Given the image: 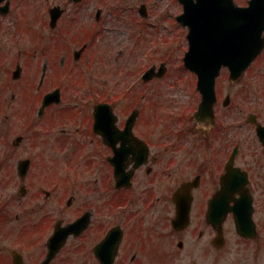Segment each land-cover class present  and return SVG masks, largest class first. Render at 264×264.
Masks as SVG:
<instances>
[{
	"label": "flooded vegetation",
	"instance_id": "obj_1",
	"mask_svg": "<svg viewBox=\"0 0 264 264\" xmlns=\"http://www.w3.org/2000/svg\"><path fill=\"white\" fill-rule=\"evenodd\" d=\"M150 2L0 0V264H213L222 252L227 264H264V69L246 71L206 133L195 104L165 99L147 87L156 82L93 80L74 65L82 57L64 64L68 31L89 40L112 9L130 21ZM223 176L225 234L251 208L257 239L213 245L207 215ZM190 198V223L176 226Z\"/></svg>",
	"mask_w": 264,
	"mask_h": 264
},
{
	"label": "rangeland",
	"instance_id": "obj_2",
	"mask_svg": "<svg viewBox=\"0 0 264 264\" xmlns=\"http://www.w3.org/2000/svg\"><path fill=\"white\" fill-rule=\"evenodd\" d=\"M64 1V0H57ZM152 7L149 11V16L144 18L140 15L137 9L129 10L132 19L128 21L124 17L122 20L115 18L114 13H119L116 9H112L109 15V21L100 26L99 36H94L87 40L91 47L89 48L90 59L84 63L75 64L78 66L76 69H97L95 74L91 70V76L97 75L93 80H103L104 77L108 81L114 82H134L137 81L139 76L148 69L152 64H159L165 61L168 65L169 73L156 82L161 85H148L152 88H158V92H163L165 99L171 100L173 103L187 106L198 102V95L195 89L197 76L183 67V55L185 50L188 49V40L186 34L187 27H182L176 21V15L182 12V5L177 0H150ZM239 4H245L247 0H236ZM124 13V11L122 12ZM121 15V14H120ZM129 17V16H128ZM74 29V28H73ZM71 40L64 41V50L71 51L79 47L82 41L77 39V36L69 32ZM64 53V64L72 62L73 55ZM97 55L100 56L98 60ZM70 57V59H68ZM98 69H102L99 71ZM121 69V71L119 70ZM252 69H264V63L258 62ZM229 72L224 69L218 78V90L222 98L225 97L227 92H232V97L237 101L236 95L239 85H230ZM247 81L254 82L251 76ZM261 79H258V84ZM162 88L163 90H159ZM175 103V104H176ZM260 101H256V108L261 107ZM264 105V101H262ZM221 104V103H220ZM250 106V103H247ZM255 110L252 108L250 111ZM248 111V113L250 112ZM246 112V111H245ZM220 112L219 121L221 120ZM253 136V133H251ZM250 140V145H255L254 137L252 140L246 136L244 144ZM2 177H6V172ZM8 192H11L12 185L8 186ZM227 236L230 243H238L240 240L237 238L233 226L227 227ZM188 246V245H187ZM188 247H192L189 244ZM223 253V252H222ZM222 253L214 254L212 257L213 264H227L228 256L225 257ZM231 257V256H230ZM202 262V260L200 261Z\"/></svg>",
	"mask_w": 264,
	"mask_h": 264
},
{
	"label": "water",
	"instance_id": "obj_3",
	"mask_svg": "<svg viewBox=\"0 0 264 264\" xmlns=\"http://www.w3.org/2000/svg\"><path fill=\"white\" fill-rule=\"evenodd\" d=\"M182 1L185 12L179 20L190 28V49L184 60L186 66L198 74V88L203 94L195 117L213 122L216 78L222 67H229L231 81H237L264 48V0H249L246 7H237L233 0H199L194 5L192 0ZM154 69L149 70L144 78H150ZM219 198L216 196L214 199ZM223 218L217 213L212 214L213 224L218 230L214 240L216 245L224 242ZM236 227L241 235H256L251 210L236 215Z\"/></svg>",
	"mask_w": 264,
	"mask_h": 264
}]
</instances>
